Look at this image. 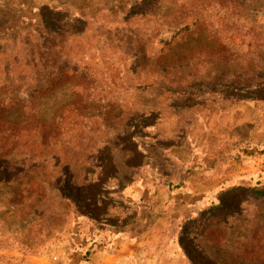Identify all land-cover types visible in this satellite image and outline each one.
Instances as JSON below:
<instances>
[{
  "label": "rangeland",
  "instance_id": "obj_1",
  "mask_svg": "<svg viewBox=\"0 0 264 264\" xmlns=\"http://www.w3.org/2000/svg\"><path fill=\"white\" fill-rule=\"evenodd\" d=\"M0 264H264V0H0Z\"/></svg>",
  "mask_w": 264,
  "mask_h": 264
}]
</instances>
